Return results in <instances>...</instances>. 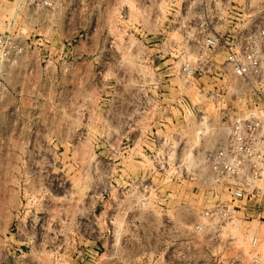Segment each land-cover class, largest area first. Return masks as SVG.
<instances>
[{
  "label": "rangeland",
  "instance_id": "rangeland-1",
  "mask_svg": "<svg viewBox=\"0 0 264 264\" xmlns=\"http://www.w3.org/2000/svg\"><path fill=\"white\" fill-rule=\"evenodd\" d=\"M259 28L264 0H0V264H264V193L204 157Z\"/></svg>",
  "mask_w": 264,
  "mask_h": 264
},
{
  "label": "built area",
  "instance_id": "built-area-1",
  "mask_svg": "<svg viewBox=\"0 0 264 264\" xmlns=\"http://www.w3.org/2000/svg\"><path fill=\"white\" fill-rule=\"evenodd\" d=\"M210 48L218 40L207 38ZM225 67L239 80L235 100L251 98L246 111L228 120L222 138L205 151L207 179L231 200L264 193V28L228 45Z\"/></svg>",
  "mask_w": 264,
  "mask_h": 264
},
{
  "label": "bare ground",
  "instance_id": "bare-ground-1",
  "mask_svg": "<svg viewBox=\"0 0 264 264\" xmlns=\"http://www.w3.org/2000/svg\"><path fill=\"white\" fill-rule=\"evenodd\" d=\"M202 128V127H201ZM205 132H207V129H206V131Z\"/></svg>",
  "mask_w": 264,
  "mask_h": 264
}]
</instances>
